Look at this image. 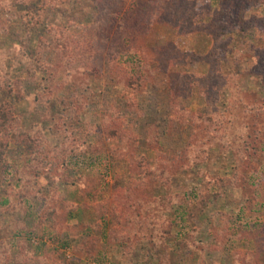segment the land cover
Segmentation results:
<instances>
[{
    "label": "rangeland",
    "instance_id": "374dc122",
    "mask_svg": "<svg viewBox=\"0 0 264 264\" xmlns=\"http://www.w3.org/2000/svg\"><path fill=\"white\" fill-rule=\"evenodd\" d=\"M0 1V71L14 87L16 124L45 120L51 147L65 141L43 159L12 139L0 264H264V0H47L59 30L84 38L93 26L96 36L43 81L29 80L24 44L43 28H26L21 14L38 0ZM114 127L123 136L112 138ZM247 157L248 173L238 170ZM235 172L240 187L216 184ZM134 219L133 235L118 230Z\"/></svg>",
    "mask_w": 264,
    "mask_h": 264
},
{
    "label": "trees",
    "instance_id": "16d2710c",
    "mask_svg": "<svg viewBox=\"0 0 264 264\" xmlns=\"http://www.w3.org/2000/svg\"><path fill=\"white\" fill-rule=\"evenodd\" d=\"M51 2L52 1H49V3H47V0H38V3H39L38 10L29 9V10H25V12H23V10L21 11V14H23L22 16H24V20L26 16V22H28V24H26L25 26L26 28H29L31 25L33 26L39 25L40 27L43 28V32H44L43 34H40V33L39 34H34V33L29 34L30 43L24 42V44H27L28 46L27 52L30 55H32L31 58L33 61L32 63L33 65L31 67H28V70L31 71L29 80L30 78H32L34 81V76L36 75V72H39L41 74L42 81L45 80L46 78H49V76L51 78L54 77V79L57 78L61 69L64 70L66 67H68V70H69V64L71 63V61L70 59L66 60V57L68 56L70 49L75 55V58L78 57V60H80L82 58V54L80 55L75 49H78L80 51L83 47L87 48V43H91V41H93V37L96 36V34L93 36L92 35L88 36L89 34H91V32L89 33V31L93 30L94 28L93 26H91V29L85 28V32L87 34H85L86 37L84 38H76L77 36L72 34L69 29L68 30L65 29L66 30L65 33L62 32V30H59L57 25L53 24L54 20H52L51 22L48 21L47 15H45V12H44L48 4L50 6L53 5V2L52 3ZM58 3H56L57 9H59L60 7L58 6ZM24 5H29V4H24ZM91 17H92V22L90 23V25L96 24L99 20V16H95V14L92 13ZM93 34H94V31H93ZM45 53L54 55L55 57L51 58L49 61H47L46 59H42V56ZM1 72L2 71H0V188L2 187L1 182H3L5 178L4 164L8 158V151H9L12 139L15 142V145H18L24 148V150H26L27 152L33 153L34 155L42 154L43 159H47L50 156L49 153L52 152V150H56L57 146L60 147L61 144L65 142V141H62V143L60 145L58 144L56 148L51 147V145L47 142L46 138L42 134H40L43 129L41 128V125L42 126L44 125L45 120H43V123H41V125L39 126H36L37 124H34V122L30 123L27 126L28 127L27 130L24 128L23 125L20 127L16 124V121L18 120L19 116L16 113V105L14 101L15 99L13 98L14 87L9 84L8 78L4 77V75ZM142 80L143 79L141 78V76L138 75L135 78L134 82L137 83V85H140L142 83ZM43 87L49 89L50 91L52 90L51 84L49 85L48 83H45ZM4 90H8L7 92L9 94V98H7L6 96L4 97L2 95ZM124 93L128 96V99H130L129 102L132 104L133 103L132 101L133 99H135L136 94L132 95L130 90L124 91ZM38 96L39 95L37 94L36 97ZM48 102H50L49 105L52 107V109H50L52 113L61 115L62 112H61L60 106H63L61 104L62 102L60 103L59 101L52 100V98H49ZM58 108H60V110H58ZM56 114L53 115L54 119H57ZM75 120H76L75 117L71 118L72 122H74ZM49 124L51 127L52 126L54 127V125H58V128L60 127V123H57V122H55L54 125H52V123L49 121ZM72 124H68V128L69 126H72ZM64 128H66V126ZM114 128L115 129H112L109 132L112 138L116 137L119 134V132L121 136H123V132H124L123 129H122L123 130L122 132L121 130L119 131L117 127H114ZM129 138L131 139V137ZM76 141L77 140L68 139V152L74 151ZM100 143L101 145L105 144V142L103 141H101ZM247 143H248V146H251L252 140L248 141ZM148 148L150 149L153 157H156L157 146L153 142L152 143L150 142ZM115 154L116 153L112 152L113 157H115ZM251 154L252 152L249 155ZM131 160L132 158L130 157L129 161L131 164V176H135L136 172H135V169L133 168L137 166L138 164H136V162H133ZM249 161L250 160L247 157L244 163L240 164L241 168L239 167L240 169L238 170H242L243 168V171L248 173L250 170V168H248ZM51 163H52L51 167L53 168L55 167L54 172H56L57 166L60 164L59 159H58V154L55 155L54 160ZM236 173L237 172L232 174L234 176L219 175V177L215 180V182L217 185H220L221 187L225 185L232 186V187H240L241 186L240 184H236L237 183L236 177H238ZM69 177H70V180L68 181L76 180L72 178V175L70 173H68V179ZM78 178L80 179V177L77 176V179ZM196 189L201 191V188H196ZM177 196L179 197L177 201H179V199L181 201L179 203V207L181 208V204L184 202L185 197H183L182 199L180 195H177ZM169 199L172 200V198H169ZM206 199H207L206 196L204 198L202 196L201 198L204 205H207ZM190 202H194V201H190ZM6 203H9V200L7 198L3 200L2 205ZM113 205L114 207L115 205L119 207L117 202H114ZM178 213L180 214L182 221L188 219L189 220L188 222H190V224L193 222L190 216L185 215L183 211H178ZM174 223H178V222L175 219L170 220V225ZM136 227H137L136 220L134 219V220H128L127 225L123 229L121 228L118 230H120L124 235H133L136 232ZM212 231L214 232V234H216L219 231V228L218 229L213 228ZM256 231L263 237L264 236V224L261 227L257 228ZM8 257H10V253L7 256V258Z\"/></svg>",
    "mask_w": 264,
    "mask_h": 264
}]
</instances>
